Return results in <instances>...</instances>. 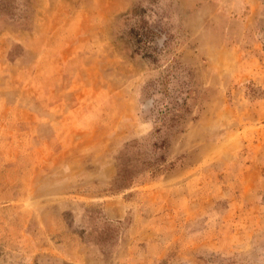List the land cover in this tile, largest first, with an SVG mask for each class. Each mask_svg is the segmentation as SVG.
I'll return each mask as SVG.
<instances>
[{
  "label": "rangeland",
  "instance_id": "1",
  "mask_svg": "<svg viewBox=\"0 0 264 264\" xmlns=\"http://www.w3.org/2000/svg\"><path fill=\"white\" fill-rule=\"evenodd\" d=\"M0 264H264V0H0Z\"/></svg>",
  "mask_w": 264,
  "mask_h": 264
},
{
  "label": "trees",
  "instance_id": "2",
  "mask_svg": "<svg viewBox=\"0 0 264 264\" xmlns=\"http://www.w3.org/2000/svg\"><path fill=\"white\" fill-rule=\"evenodd\" d=\"M151 30L148 28L144 21L140 20V23L134 26H131L128 30V36L133 42V45L135 46L136 50H140L142 54L149 58L150 60L155 59V55L152 54L150 51V35ZM169 76L167 80H169ZM161 82L157 81L153 88L157 89L158 92L162 93V87L156 88L159 86ZM162 85V84H161ZM151 87V86H150ZM185 89V84L180 85V89H178L177 93H183ZM189 88L187 90L185 89V94L188 93ZM166 93V91H165ZM165 93L163 94L165 96ZM169 95V92L167 93ZM151 100V106H157L158 104V111L160 114V122L159 127L164 129H172L175 127L178 123V121L183 117V113H181V107L185 106L186 99H178L176 95L171 94L170 99L166 104L160 105L159 100L157 101L156 98L152 97V93H150ZM158 127V128H159ZM121 179L127 178L125 174H120Z\"/></svg>",
  "mask_w": 264,
  "mask_h": 264
}]
</instances>
